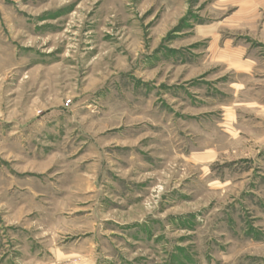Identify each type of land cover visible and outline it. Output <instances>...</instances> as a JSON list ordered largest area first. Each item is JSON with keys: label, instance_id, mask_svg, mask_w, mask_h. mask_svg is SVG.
Here are the masks:
<instances>
[{"label": "rangeland", "instance_id": "rangeland-1", "mask_svg": "<svg viewBox=\"0 0 264 264\" xmlns=\"http://www.w3.org/2000/svg\"><path fill=\"white\" fill-rule=\"evenodd\" d=\"M0 264H264V0H0Z\"/></svg>", "mask_w": 264, "mask_h": 264}]
</instances>
